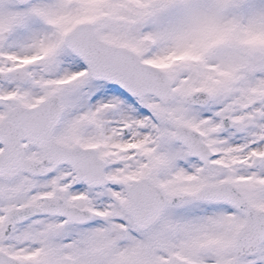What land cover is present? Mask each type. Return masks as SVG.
<instances>
[{
	"label": "snow or ice",
	"instance_id": "1",
	"mask_svg": "<svg viewBox=\"0 0 264 264\" xmlns=\"http://www.w3.org/2000/svg\"><path fill=\"white\" fill-rule=\"evenodd\" d=\"M0 264H264V0H0Z\"/></svg>",
	"mask_w": 264,
	"mask_h": 264
}]
</instances>
